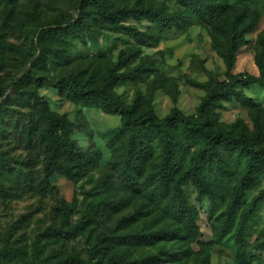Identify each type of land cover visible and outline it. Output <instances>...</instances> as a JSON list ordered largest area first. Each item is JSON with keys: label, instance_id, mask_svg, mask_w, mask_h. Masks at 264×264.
Instances as JSON below:
<instances>
[{"label": "rangeland", "instance_id": "obj_1", "mask_svg": "<svg viewBox=\"0 0 264 264\" xmlns=\"http://www.w3.org/2000/svg\"><path fill=\"white\" fill-rule=\"evenodd\" d=\"M104 1L111 8L150 5L171 13L183 10L177 0ZM218 1L225 9L212 20L191 13L165 32L156 31L145 19H123L122 23L154 34L140 43L112 29L111 22L84 0H0V253L6 247L21 251L20 257L0 256V264H38V260L79 264L72 257L84 262L80 264H103L111 255L120 256L126 264H196L202 250L208 251L209 264H243L237 257L235 227L217 241L209 220L210 215L225 211L229 191L244 170L237 155L224 151L234 172L230 178H207L221 189L223 198L216 195L213 200L201 194L191 180L185 184V196L199 211L197 224L202 231L189 244L170 216L155 222L154 206L122 177L113 141L122 127L121 115L77 100L68 88L61 90L48 79L73 75L81 84L99 86L112 70H140L115 83L111 93L160 118L177 108L199 119L198 109L208 89L227 71L222 56L228 44L227 28L239 16L241 28L253 21L255 26L246 32L232 71L259 75L255 56L264 32V0ZM71 20L79 21L80 34L69 42L56 34L40 37L44 28ZM26 73L28 79L21 80ZM238 91L255 106L234 97L223 101L216 110V129L229 130L237 121L253 129L255 108L264 110V87L253 85ZM36 94L52 111L67 114L73 121L77 148L90 153L84 176L69 179L49 173L40 141ZM150 138L158 158V137L153 134ZM184 155L187 164L189 154ZM262 189L264 179L258 178L247 192L246 202ZM111 202L117 206L109 207ZM75 225L76 233L67 234ZM169 225L174 232L160 235L153 243L131 240L134 234ZM246 238L252 264H264V252L253 248L264 241V202L251 219Z\"/></svg>", "mask_w": 264, "mask_h": 264}, {"label": "trees", "instance_id": "obj_2", "mask_svg": "<svg viewBox=\"0 0 264 264\" xmlns=\"http://www.w3.org/2000/svg\"><path fill=\"white\" fill-rule=\"evenodd\" d=\"M84 2L92 3L95 13L109 20L112 29L130 35L140 43H145L154 34L146 33L136 25L122 23L123 19L133 17L139 22L145 19L151 22L156 31L165 32L180 25L191 13L205 20H212L225 9L224 3L218 0H177L183 10L172 13L163 7L150 5L111 8L104 0ZM241 21L239 16L227 28L228 44L226 51L222 53L227 71L222 80L208 89L198 109L199 119L187 116L177 108L160 118L152 110H140L136 104L127 105L111 93L115 83L128 80L140 70L128 69L123 73L112 70L99 86L81 84L73 75L48 79L61 90L68 88L71 96L77 100L88 101L96 107L121 115L122 127L115 133L113 141L116 142L117 165L122 177L135 191L143 192L154 206L155 222L161 221L166 215L170 216L180 225L181 236L189 244L195 243L202 236V231L197 224L199 211L189 204L185 196V184L191 180L201 194H208L213 200L216 195L223 198L221 189L207 181V178H230L234 172L224 151L237 155L244 162V170L229 191L225 211L218 216L210 215L209 220L217 241H221L235 227L237 257L243 264H252L247 255L246 232L251 219L264 202V189L249 202H246V195L258 178L264 179V110L255 108L252 130L242 121L234 123L229 130L216 129L214 126L216 110L222 107L223 101L234 97L255 106L238 88L253 85L264 87V32L258 38L259 51L255 56L259 75L244 72L235 74L232 71L237 53L245 42L246 32L255 26L253 21L241 28ZM78 27V20L56 23L54 27L40 31V37L56 34L69 42L73 36L80 34ZM29 75L26 73L21 80L28 79ZM35 98L40 141L49 173H58L69 179L84 176L90 166V153L77 148L76 141L72 138L73 121L67 114L52 111L49 104L37 94ZM153 134L158 137L161 146L158 158L155 157L150 138ZM186 153L189 154L187 164L184 163ZM115 206L116 202L109 204V207ZM237 218L238 222L235 224ZM77 229L78 225H75L67 234L72 235ZM173 232L174 228L169 225L161 230L134 234L131 240L133 243L148 244L162 234ZM253 248L264 252V241L256 242ZM0 256L20 257L21 251L6 247ZM71 259L79 264L84 263L76 257ZM38 264L60 263L38 260ZM103 264L126 263L120 256L111 255ZM196 264H209L208 251H201Z\"/></svg>", "mask_w": 264, "mask_h": 264}]
</instances>
